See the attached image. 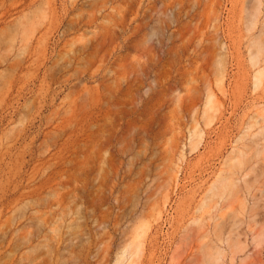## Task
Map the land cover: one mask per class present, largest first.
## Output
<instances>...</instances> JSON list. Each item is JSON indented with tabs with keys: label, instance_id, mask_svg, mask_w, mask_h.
<instances>
[{
	"label": "rangeland",
	"instance_id": "rangeland-1",
	"mask_svg": "<svg viewBox=\"0 0 264 264\" xmlns=\"http://www.w3.org/2000/svg\"><path fill=\"white\" fill-rule=\"evenodd\" d=\"M262 1L0 0V264H264Z\"/></svg>",
	"mask_w": 264,
	"mask_h": 264
},
{
	"label": "bare ground",
	"instance_id": "bare-ground-1",
	"mask_svg": "<svg viewBox=\"0 0 264 264\" xmlns=\"http://www.w3.org/2000/svg\"><path fill=\"white\" fill-rule=\"evenodd\" d=\"M257 7H256V10L255 12L252 14V22L255 24L256 21H257V17H258V14L260 13L261 11V7H262V4H263V1L262 0H257ZM153 35V34H152ZM257 49L259 50V52L261 51L262 49V44H259L258 43V46H257ZM134 244V243H133ZM135 246V245H134Z\"/></svg>",
	"mask_w": 264,
	"mask_h": 264
}]
</instances>
